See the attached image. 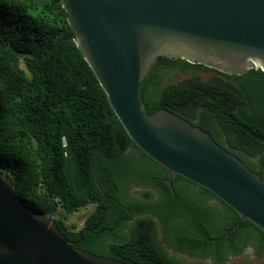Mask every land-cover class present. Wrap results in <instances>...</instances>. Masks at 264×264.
<instances>
[{
  "label": "trees",
  "instance_id": "16d2710c",
  "mask_svg": "<svg viewBox=\"0 0 264 264\" xmlns=\"http://www.w3.org/2000/svg\"><path fill=\"white\" fill-rule=\"evenodd\" d=\"M74 36L62 0H0V172L14 182L17 196L52 218L77 249L128 264H190L169 255L152 217L139 219L120 245L106 242L114 235L107 227L125 219L126 208L135 216L144 211L134 207L149 206L125 199L127 184L155 189L167 201L181 200L177 210L190 204L177 190L187 187L197 198L215 199L227 209L217 212L213 227L195 217L204 251L197 256L225 264L228 256H240L252 245L264 257V233L249 221L215 241L238 215L211 192L191 189L195 184L178 177L172 197L167 171L133 143ZM206 69L158 58L141 87L148 113L165 109L199 127L264 180V72L230 76L212 70L219 76L204 81L195 75L162 88L163 70ZM92 206L83 231L68 226L75 214ZM177 242L196 254L188 234L181 233ZM224 245L219 253L207 251Z\"/></svg>",
  "mask_w": 264,
  "mask_h": 264
},
{
  "label": "water",
  "instance_id": "95a60500",
  "mask_svg": "<svg viewBox=\"0 0 264 264\" xmlns=\"http://www.w3.org/2000/svg\"><path fill=\"white\" fill-rule=\"evenodd\" d=\"M74 41L133 143L168 174L211 192L264 233V180L209 133L141 97L157 59L230 76L264 72V0H62ZM0 264H128L77 249L0 172Z\"/></svg>",
  "mask_w": 264,
  "mask_h": 264
},
{
  "label": "flooded vegetation",
  "instance_id": "af4514ba",
  "mask_svg": "<svg viewBox=\"0 0 264 264\" xmlns=\"http://www.w3.org/2000/svg\"><path fill=\"white\" fill-rule=\"evenodd\" d=\"M164 72L166 71H162V76ZM127 185L125 199H137L143 204H149V206L134 207L136 211H144L138 212L135 216L130 207L126 208L127 216L125 219H118L114 224L115 227H107L106 231L114 233L111 238L106 239L107 245L112 241H115L117 242V245H120L123 240L132 236L133 232H131V230L139 219L152 217L157 224V238L162 241L163 245H165V249L169 255L190 264H212L211 260H202L197 256V253L204 251L200 249V241L194 228L195 217H200L201 215L207 221L209 227H213V223L216 222L217 212L219 211L220 213L226 214V208L215 199H199L187 187H178L177 190L179 195L185 197L186 200L188 199L187 201H189L192 206L190 207V204L186 203V210H177V205L181 200L176 201L172 199L167 201L164 197H161L155 189H147L146 187L136 185L135 183H129ZM190 188H194L195 190L200 189L199 186L195 185H191ZM170 192L173 198L176 197L173 185ZM147 193H150V195L146 196L145 194ZM83 228L84 224L78 231H83ZM181 233L188 234V236L192 238V251L196 254L185 252L184 249L177 247V245H180L177 240ZM81 235L82 233L80 236ZM167 243H170V245L179 250H174ZM209 243H211V240L207 241V245ZM249 249H251V251H249ZM223 250H225V245L222 247L209 248V250L207 249L209 253H219V251ZM246 256L248 259L253 258L257 262L264 263V257L260 258L257 255L256 248L252 245H247L240 256H228L225 264H229L232 259ZM255 261L251 259L249 261L244 260L242 264L244 262L258 264Z\"/></svg>",
  "mask_w": 264,
  "mask_h": 264
},
{
  "label": "rangeland",
  "instance_id": "374dc122",
  "mask_svg": "<svg viewBox=\"0 0 264 264\" xmlns=\"http://www.w3.org/2000/svg\"><path fill=\"white\" fill-rule=\"evenodd\" d=\"M197 75L198 77L201 78V80L207 81L215 76H219L217 73L213 72L210 69H206V70H189L187 72H182V71H166L163 73V83H162V88H165L167 86L170 85H175L179 82H181L182 80L186 79V78H191L193 76ZM255 161V160H254ZM94 207H89L86 210H82L80 213L75 214L70 222L68 223V226H72L75 227L76 230H79L82 228L86 218L92 213ZM251 260H254L253 258H250ZM250 259H248V257H239V258H235L232 259L230 261L229 264H242V262L245 261H249ZM258 264H264L261 262H257Z\"/></svg>",
  "mask_w": 264,
  "mask_h": 264
},
{
  "label": "clouds",
  "instance_id": "9594fccd",
  "mask_svg": "<svg viewBox=\"0 0 264 264\" xmlns=\"http://www.w3.org/2000/svg\"><path fill=\"white\" fill-rule=\"evenodd\" d=\"M249 251H251V249H249Z\"/></svg>",
  "mask_w": 264,
  "mask_h": 264
}]
</instances>
